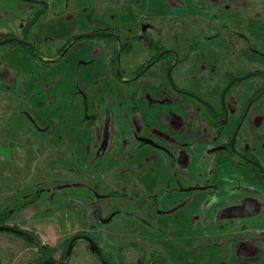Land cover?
Listing matches in <instances>:
<instances>
[{
  "label": "rangeland",
  "instance_id": "obj_1",
  "mask_svg": "<svg viewBox=\"0 0 264 264\" xmlns=\"http://www.w3.org/2000/svg\"><path fill=\"white\" fill-rule=\"evenodd\" d=\"M184 23L200 35V68L181 83L214 107L226 71L236 77L264 71V58L215 27L234 24L235 34L248 33L250 47L264 54V0H0V41L18 38L35 49L0 47V226L38 238L56 249V260L70 239L86 234L111 264H264V190L250 167L213 153L262 88L261 77L230 93L232 126L216 136L213 120L195 101L120 82L114 38L74 41L98 32L118 35L121 69L130 80L150 55L147 43L136 42L143 26L163 28V38L171 40L179 34L175 25ZM136 132L172 135L173 152L181 147L187 165L140 146ZM238 139L240 147L245 139L250 143L264 166V99L253 106ZM206 184L215 189L192 190ZM96 187L106 197L104 216L119 212L106 226L91 208ZM135 192L142 193L144 213L136 211L139 202L121 197ZM38 258L35 245L0 233V264ZM70 264L99 263L81 241Z\"/></svg>",
  "mask_w": 264,
  "mask_h": 264
},
{
  "label": "flooded vegetation",
  "instance_id": "obj_2",
  "mask_svg": "<svg viewBox=\"0 0 264 264\" xmlns=\"http://www.w3.org/2000/svg\"><path fill=\"white\" fill-rule=\"evenodd\" d=\"M233 25L234 24L231 23L228 25H222V27H220L219 25L216 24L215 27L217 26V29L224 28L226 30V33L232 37L237 36V38L240 41L245 43L247 51L264 58L263 53L253 50L250 47V43H249V39L247 35L248 33L235 34V29L233 28ZM191 26L192 25L187 24V23H184L182 25H175L174 30H178L179 34L175 33V35H173V38L171 40H165V37L163 38L164 36L163 28L156 29V27L150 26V25L143 26L142 36L139 35L140 39H137L136 42L147 43L149 47L150 55L146 56V58L144 59L139 57L141 58V62L138 65V68H136L134 74L132 75V79L130 80L124 78L123 70L121 69V55H123L124 53L123 52L124 44H123L122 39L119 38L118 35L98 32V33H92L88 35H82L79 37H81V39L99 38V37L114 38L116 43L118 44L117 60L115 64V75L117 77V71L121 73L123 80L120 82L125 83V84L140 83V84H143L144 87L146 86L147 88L158 89L160 91L162 90L164 91L165 94L166 93L169 94V97L172 95V93H174L178 96V98L184 97L186 99L195 101L196 103L201 105L203 108H205V110L208 112L209 117L213 120V127L215 128V131H217L216 136L222 135V133L224 132V129L232 126L230 116L232 115L233 111L230 110V102H229L230 93H232V91H234L237 87H240L241 84L251 80L252 78L261 77V79L263 80V83H262L263 89L262 88L257 89L258 91L255 92L250 97V99L248 100L246 104L244 111L242 112V114L239 115L236 125L233 126L232 133L227 137V139L223 142L221 146L213 150V153L218 154V155L220 153H224L228 155L231 159L236 160L238 165L240 166L244 165V166L250 167L257 181L259 182L262 189L264 190V166L261 164V162L258 161L257 157L253 154L255 150H252L250 143L246 140L247 138L245 139L244 146L240 147L239 141H238L241 130L243 129V127L247 126V121L251 115V110L253 106L256 103H258L260 100L264 99V71L260 69H256L254 72H249L245 75L237 76V77L234 75L233 72L226 71L224 73V75L226 74L225 76L226 85L223 87V90L219 95V98H218L219 106L214 107L213 104H211L209 101L204 100L198 94L194 93L195 91L187 90L186 88H184V86L181 83V79L185 77L189 72H192V69L200 68V66L197 63V59H198L197 58V50H198L197 45L199 43L198 36L200 35L199 33H197L198 30ZM144 27H147V28L144 30ZM147 30L152 31V33L150 32L149 34H146L145 32H147ZM182 32H184L185 35H182L181 34ZM77 38L78 37L75 38L74 40L75 42H77L78 40H81ZM228 41L230 44L233 43V41L231 40H228ZM71 47L72 46L70 45L66 49H69ZM59 58H58V61L63 59V57L60 59ZM154 70L156 71L154 72ZM162 72H163V75H162ZM195 74L196 73L193 74V79L195 83H197L198 77ZM174 75L176 76L178 75L179 79L176 80ZM212 82L215 83V80L212 79ZM169 97L167 96V98ZM213 99L214 98H212V100ZM153 108L154 107H152V109ZM219 128H221L222 130L220 129L221 130L220 131ZM153 133H154V130H153ZM155 133H156V136L159 137V139H156L154 135L153 136L151 135L150 137H143L141 134L136 132V141L138 142L140 146L146 145V146L154 148L155 150L159 151L162 154L169 155L170 157H172L173 161H176L177 157H180V160L182 161L181 163H183L185 167V165H187V160H188L186 153H183L181 151V147H179V150L176 151L177 153L174 154L173 152V150L176 148V145H175L176 139H172V135H168V133H161V132H155ZM173 133L176 134V131H174ZM180 133L182 134V132L179 130L176 135ZM235 135H236V139H235L234 147L232 148L231 142H232V139L235 137ZM184 137H186V135ZM144 139L149 140L151 143L143 142L142 140ZM155 140L162 142V144L156 143ZM96 188L97 189H91V194L95 198V202L91 203V208H92V211L94 212L95 221L101 226H106L112 223V221L116 217L119 216V212L116 211L106 217L104 216L103 202L105 201L106 197L100 194L98 187ZM209 189H215V188L211 187L208 184L204 185L203 187L193 186L192 188V190L194 191H206ZM57 190L58 189H53L50 191L58 192ZM141 194L142 193L135 192L133 196L134 198H131L128 194L125 193L121 197L123 199L125 198L133 202H139L140 205L136 204L138 206L136 211L137 213H140V212L144 213L143 211L145 210L144 209L145 206L143 204L144 202L142 203L140 201ZM253 201L256 206L254 213H256L257 205L259 206V204L256 199H253ZM109 218H111V221L109 223L107 224L100 223V220H107ZM140 221H143V220H140ZM26 234L30 236L31 238H33V240L29 241L26 239V237H20V238L38 247V251L40 253V258H38L37 262H35L34 264H46L52 261L57 264L64 262L70 242L75 237H79V236L88 237L91 240H93L99 247L103 259L108 264H111L110 261H108L107 259L106 252L102 249V247H100L96 239L86 234H80L70 239V241L68 242L67 248L62 251V255L60 256L59 260L54 259V256H53L54 253H56L55 251L56 249H50V247H47L46 245L40 243L38 238H35L29 233H26ZM81 241L85 242L88 245V249L90 248V244L86 240H79L75 242L74 249L76 248L77 244ZM89 252H90V249H89ZM92 256L96 259V261L99 264H102L96 255L92 254ZM70 262H71V259H70ZM138 264H154V262H151V259H148V261L144 259V260H141Z\"/></svg>",
  "mask_w": 264,
  "mask_h": 264
},
{
  "label": "water",
  "instance_id": "obj_3",
  "mask_svg": "<svg viewBox=\"0 0 264 264\" xmlns=\"http://www.w3.org/2000/svg\"><path fill=\"white\" fill-rule=\"evenodd\" d=\"M147 27H144V30L146 29ZM77 39H81V37H78ZM18 44L20 46H23V47H26L28 48L30 51H35L34 48L30 45V43H28L27 41H23V40H20L18 38H8V39H5L3 41H0V47L2 46H5L7 44ZM61 58V57H60ZM59 58V59H60ZM41 59V58H40ZM57 60H51L50 63H55L57 62ZM117 78L119 81H122L123 78H122V75L119 71H117ZM235 139H236V135L235 137L232 139V142H231V145H232V148L234 147V143H235ZM143 142H147V143H151L149 140H142ZM111 221V218L107 219V220H100V223L101 224H107ZM10 233V234H14V235H17L19 237H26L27 240H33V238H31L30 236H28L24 231H21V230H18L14 227H10V226H0V233ZM79 240H86L89 244H90V252L94 255H96L98 257V259L100 260V262L102 264H108L102 257V254L100 252V249L99 247L97 246V244L91 240L90 238L88 237H83V236H79V237H75L69 244V247L67 249V253H66V258L64 260V262L60 263V264H69L70 263V259H71V255H72V252H73V249H74V244L75 242L79 241ZM46 264H57L55 262H48Z\"/></svg>",
  "mask_w": 264,
  "mask_h": 264
}]
</instances>
